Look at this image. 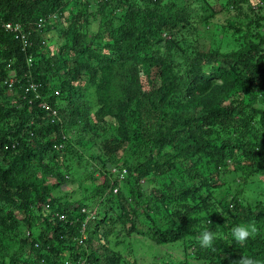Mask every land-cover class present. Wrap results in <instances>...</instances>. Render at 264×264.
<instances>
[{"label": "trees", "instance_id": "obj_1", "mask_svg": "<svg viewBox=\"0 0 264 264\" xmlns=\"http://www.w3.org/2000/svg\"><path fill=\"white\" fill-rule=\"evenodd\" d=\"M71 1L0 0V264H120L110 254L100 263L89 246L114 202L147 211L150 228L130 220L128 233L181 247L184 259L165 264H234L243 255L264 264V199L249 211L225 188L264 177V0H227L223 10L237 13L223 27L238 47L226 53L198 44L197 27L208 30L219 12L207 0ZM30 83L40 98L25 91ZM88 135L101 138L102 155L80 144ZM76 146L117 172L103 173L91 204L52 193L72 180ZM120 182L127 205L113 192L123 193ZM232 215L262 231L236 243L234 225L217 226ZM205 230L216 234L213 248L199 245Z\"/></svg>", "mask_w": 264, "mask_h": 264}, {"label": "rangeland", "instance_id": "obj_2", "mask_svg": "<svg viewBox=\"0 0 264 264\" xmlns=\"http://www.w3.org/2000/svg\"><path fill=\"white\" fill-rule=\"evenodd\" d=\"M68 4L71 3V0H67ZM209 6L217 11L218 14L213 18L212 24H210L208 30L206 29L205 25H199L197 27V31L200 35L199 43L204 44L205 46L210 47L212 50H219L223 53L230 52L238 47V43L232 37L230 31L225 29L223 26L226 24V21L231 20V16L236 15L237 12L232 11L230 13L227 10H223L224 6L227 3V0H207ZM246 8V7H245ZM222 9V10H220ZM94 7H90V11L94 12ZM67 12H64L63 16L59 22L62 23L67 16ZM200 12H198V15ZM86 32H94L96 25L94 22L90 21L86 24ZM62 29L59 26L57 29H54L45 34L47 44H49L53 39L58 38L57 34ZM188 33H185L184 37L187 36ZM237 36V35H236ZM14 76V75H13ZM58 103L60 100L57 101ZM65 104V102L63 103ZM61 105V107L63 106ZM228 104V103H225ZM229 105V104H228ZM235 106V105H234ZM5 107V106H4ZM98 108V106H94L91 108V117L94 115V111ZM29 112V109L26 110ZM20 112H22L20 110ZM5 124L0 121V131H4ZM75 141V137L72 138ZM40 143L41 140L38 139ZM72 141V142H73ZM101 138H94L91 135H88L84 139L80 141V144L87 145L91 147V151H93L96 155H102L103 151L100 148ZM79 144V145H80ZM76 149L79 150V153L82 155L79 162L74 161L70 165V174L71 181L60 186L59 188H55L53 190V194L60 196L62 201H76V203L80 204L84 201L85 203H89L94 201L95 199H89L93 196V191L96 189L97 186L102 185L104 182V175L103 173H111L116 177L117 172H115L114 167L105 168L102 165H99L97 162L98 160H92L87 152H83L82 148L76 146ZM240 160H242V154L236 153L235 155ZM55 155L51 156L48 155L45 158L50 165L54 164ZM127 156L122 157L117 164V166L122 169L121 167L124 166V162ZM2 155L0 154V161H2ZM128 163V162H127ZM116 167V166H115ZM69 168V167H68ZM124 172V170H122ZM82 176L84 177L82 179ZM126 177V176H125ZM82 179V180H81ZM120 180L124 179V174L119 177ZM47 182H51V179H46ZM147 181H141V191L146 193V195H150V189H147ZM164 182V181H163ZM122 184V185H121ZM121 185V186H120ZM123 183H119L120 190L123 193L119 194L118 190H114L113 192L116 193L119 197H125L121 199V202L125 203L129 202L126 193L123 189ZM227 188V195H233L234 193H238L239 202L246 210H252L253 206H255L260 200L264 199V177L259 175H252L250 178L244 182L243 187L239 186V183L233 184L231 186H226ZM239 189H243L241 192H238ZM217 192L221 194V190L219 189ZM224 191V190H222ZM12 193V192H11ZM13 194V193H12ZM123 194V195H122ZM18 198H20L18 196ZM22 203V199L17 201V204ZM97 203V202H96ZM102 205V204H101ZM100 205V208H101ZM109 207L111 205H108ZM264 206V203H263ZM113 209L108 210V213H103V216H99L97 218V222L101 221L99 233L95 234L93 239H91V250L97 253V258L100 263H105L106 261V254L114 255L118 257L120 260V264H165L167 261L176 258L177 261H182L184 259L181 247L178 244H167V245H157L154 246V242L147 236L141 235L139 232L132 231L128 233L127 227L130 225V220H134L136 224H138L139 229L146 230L150 228L149 221L146 219L145 214L147 211L144 208L138 209V215L136 216L131 210L126 211L122 208V203L114 202L112 205ZM97 208V206H96ZM164 209V208H163ZM163 213L165 212H156V222L159 224L161 219L164 217ZM96 215L93 213L92 216L89 217L92 221L95 219ZM240 224H249L247 222H240L235 221L234 215L232 216H223L221 222L218 223V227L221 225H240ZM257 229L262 231V224L258 222L255 224ZM232 226V228L234 227ZM93 227H90L92 230ZM221 229V228H220ZM227 234V232H225ZM223 233V236H226ZM88 235L86 234V237ZM151 241V242H150ZM152 246V254L150 253V247ZM155 257H158L157 259ZM167 259V260H166ZM9 261L8 258H5V264ZM81 264V263H80ZM91 264H95L94 261H91ZM196 264V263H193Z\"/></svg>", "mask_w": 264, "mask_h": 264}, {"label": "clouds", "instance_id": "obj_3", "mask_svg": "<svg viewBox=\"0 0 264 264\" xmlns=\"http://www.w3.org/2000/svg\"><path fill=\"white\" fill-rule=\"evenodd\" d=\"M29 60L30 59L27 60L28 65H29ZM9 75L10 77L7 80L13 81L16 77L15 71H10ZM39 90H40V85H39ZM55 95H57V92L55 93ZM257 234H258V229L254 223L236 225L231 229L232 238L236 243L240 245H245L249 239L255 238ZM216 238H217L216 234L213 231L205 230L199 235L198 242L202 249H209L214 247V240ZM234 264H261V261L254 259L250 256L243 255L242 258L234 262Z\"/></svg>", "mask_w": 264, "mask_h": 264}, {"label": "built area", "instance_id": "obj_4", "mask_svg": "<svg viewBox=\"0 0 264 264\" xmlns=\"http://www.w3.org/2000/svg\"><path fill=\"white\" fill-rule=\"evenodd\" d=\"M5 29L6 30H9V31H12L11 30V25L10 24H6L5 25ZM16 31V30H15ZM12 84H13V81L12 80H5V82L3 83V85H6L7 86V89H10L11 88V86H12ZM26 92H28V91H30L31 93H34L35 94V98H40L39 97V86L38 85H36L35 83H30L29 85H28V87L26 88V90H25ZM10 92H11V90H10ZM41 108L43 109V110H46V111H48V110H50V108H49V104H48V102H42L41 103ZM122 176V175H121ZM120 176V177H121Z\"/></svg>", "mask_w": 264, "mask_h": 264}]
</instances>
